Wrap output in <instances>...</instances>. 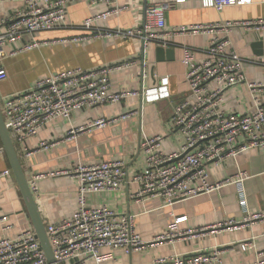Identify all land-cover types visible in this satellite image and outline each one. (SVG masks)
Segmentation results:
<instances>
[{
    "label": "crops",
    "instance_id": "1",
    "mask_svg": "<svg viewBox=\"0 0 264 264\" xmlns=\"http://www.w3.org/2000/svg\"><path fill=\"white\" fill-rule=\"evenodd\" d=\"M159 3L169 4L167 26L159 33L161 43L154 41L146 47L136 37L104 34L141 26L147 7ZM22 5L21 0H0V21L9 19ZM115 5L119 9L116 13L107 19L95 20L92 28L86 29L83 22L106 11L108 6L92 0H77L70 4L63 25L33 36L26 35L4 49L2 64L8 78L0 82V105L12 94L30 90L39 79L51 73L78 68L94 70L121 65L109 74L112 89L135 93L118 103L74 111L70 119L57 118L28 139L27 146L32 153L19 157L29 184L34 180L37 183L38 188L33 193L45 225L71 218L78 208L80 181L72 175L55 172L70 170L77 163L120 160L126 164L128 172L123 188L89 193L87 204L132 215L144 245L130 254L124 248H103L101 253L113 256L100 264H154L158 258L172 253L189 255L215 249L219 251L222 264L254 263L258 253L264 251V221L243 222L237 183L242 181L249 211H264V147L243 150L236 157L219 163L208 162L206 168L212 183L230 181L211 192L172 204L162 198L136 196L139 185L132 177L145 167L143 139L161 136L164 153L182 151L185 137L174 128L173 116L180 102L193 100L187 81L189 66L183 61L186 51H190L196 61H202L208 58L210 41L218 35L226 37L230 42L229 50L244 59L246 80L225 92L222 110L244 115L255 112L258 101L264 104V64L255 61L264 56V26L247 24L264 21V0H250L222 11L205 7L199 0L182 3L117 0ZM228 22L236 24L217 32L174 33L181 26ZM3 31L4 25L0 27V32ZM32 39L38 40L40 45L24 50ZM258 42H262V47L256 46ZM159 46L173 49V58L165 54V58L159 60ZM259 51L263 53H257ZM164 76L169 79V96L148 100L147 91L160 86V78ZM251 84L256 88L252 89ZM99 118L110 122L102 128L78 129ZM72 129H77L75 134H70ZM42 142L49 146L41 147ZM183 216L186 218L179 229H193L199 234L157 241L177 217ZM3 217L5 220H1ZM230 221L237 224L225 225ZM206 227L212 228L203 230ZM27 229H34L33 223L0 137V239L15 237ZM245 243L248 245L243 249ZM85 264L98 263L88 259Z\"/></svg>",
    "mask_w": 264,
    "mask_h": 264
},
{
    "label": "built area",
    "instance_id": "2",
    "mask_svg": "<svg viewBox=\"0 0 264 264\" xmlns=\"http://www.w3.org/2000/svg\"><path fill=\"white\" fill-rule=\"evenodd\" d=\"M22 7L9 19L0 21V82L8 78L2 64L5 46L20 40L26 35L33 36L40 31L60 27L66 21L71 3L77 0H21ZM106 4L107 10L88 18L83 27L91 29L97 19H107L119 9L117 0H92ZM186 0H176L177 3ZM205 7L218 11L228 6L239 5L250 0H199ZM169 4H151L146 9L145 21L141 26L129 29H116L104 34L123 38L136 37L144 46L151 42L161 43L160 32L167 26L166 10ZM264 26V21L247 24ZM235 22L224 25H191L177 27L174 33L217 32L232 27ZM40 42L32 39L24 50L38 47ZM230 42L219 35L213 38L208 47V58L196 61L190 51H186L184 63L189 66L187 81L193 100L180 102L174 112L173 126L181 131L185 143L180 152L169 154L161 150V136L142 140L141 148L146 155L145 167L134 174L132 181L139 185L136 196L141 198H162L170 204L175 201L211 192L230 180L212 183L206 164L222 162L228 157H236L241 151L264 147V104L258 101L256 111L240 115L227 113L221 105L225 92L246 80L242 62L244 59L234 50H229ZM264 64V56L255 60ZM254 61V62H255ZM120 66H106L94 70L70 69L51 73L39 79L28 91L12 94L1 104L3 119L20 157L32 152L27 146L30 137L38 135L46 124L57 118L70 119L74 111L91 109L108 103H118L135 94L132 91L112 89L110 73ZM160 86L147 91L148 100L168 97V77L160 78ZM252 89L256 88L251 84ZM1 100V99H0ZM110 122L107 118L90 121L79 130L102 128ZM72 129L70 134H75ZM242 139V142H240ZM41 147H48L42 142ZM186 153V154H185ZM54 174H69L80 181L78 208L71 218L45 225L53 253L59 264H85L94 259L98 264L111 259L112 254L101 253V249L124 248L132 253L144 245L137 232L134 217L119 213L105 206L90 207L86 196L89 193L122 189L128 180L126 164L123 161H103L99 163H77L72 169L57 171ZM37 179V178H36ZM32 191L37 183H31ZM239 204L244 212V223L264 221V211L251 213L247 207V197L242 181H238ZM185 216L177 217L170 224L167 233L157 241L178 237H195L198 231H181L179 224ZM1 220H5L3 217ZM233 221L225 223L232 226ZM217 227L216 225L213 226ZM212 228L206 227L205 229ZM202 232H205L203 231ZM248 243L243 245L246 249ZM0 264H49L34 229H27L15 237L0 239ZM154 264H222L217 249L192 254L172 253L158 258ZM252 264H264V251L259 252Z\"/></svg>",
    "mask_w": 264,
    "mask_h": 264
},
{
    "label": "water",
    "instance_id": "3",
    "mask_svg": "<svg viewBox=\"0 0 264 264\" xmlns=\"http://www.w3.org/2000/svg\"><path fill=\"white\" fill-rule=\"evenodd\" d=\"M256 44L257 47H262V42H258ZM173 52H174L173 49L165 48L164 46H159L157 48V54L159 60L165 58V54L167 55V58H173ZM257 53L262 54L263 51H259ZM0 99H1V95H0ZM0 137L2 139L3 147L6 151L13 173L15 175L20 191L22 193L28 213L32 220L33 227L36 232V236L38 237L41 243V246L48 259V262L49 264H59V262L56 260L54 256L52 245L46 231L45 223L41 217L36 198L29 184L28 177L23 168L21 159L16 151L10 132L5 125L1 111V105H0Z\"/></svg>",
    "mask_w": 264,
    "mask_h": 264
},
{
    "label": "rangeland",
    "instance_id": "4",
    "mask_svg": "<svg viewBox=\"0 0 264 264\" xmlns=\"http://www.w3.org/2000/svg\"><path fill=\"white\" fill-rule=\"evenodd\" d=\"M1 101V100H0Z\"/></svg>",
    "mask_w": 264,
    "mask_h": 264
}]
</instances>
